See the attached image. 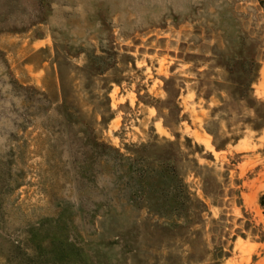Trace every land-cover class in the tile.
Here are the masks:
<instances>
[{
  "label": "rangeland",
  "instance_id": "1",
  "mask_svg": "<svg viewBox=\"0 0 264 264\" xmlns=\"http://www.w3.org/2000/svg\"><path fill=\"white\" fill-rule=\"evenodd\" d=\"M262 6L0 0V162L19 182L5 197L9 232L29 246L30 226L50 223L84 264H264V243L235 232L242 210L264 225L257 204L264 125L254 127L253 111L236 96L250 78V95L264 101ZM101 45L110 48L109 69L95 73L85 50L101 54ZM65 109L72 122L62 120ZM89 138L126 156L170 145L192 199L206 210L159 216L147 201L109 191L104 159L85 171ZM230 188L242 205L237 196L228 203ZM204 189L223 191V206ZM110 201L118 207L91 206ZM62 205L81 208L60 218Z\"/></svg>",
  "mask_w": 264,
  "mask_h": 264
},
{
  "label": "trees",
  "instance_id": "2",
  "mask_svg": "<svg viewBox=\"0 0 264 264\" xmlns=\"http://www.w3.org/2000/svg\"><path fill=\"white\" fill-rule=\"evenodd\" d=\"M12 3H20V0H10ZM50 0H33L37 5L43 6V2ZM52 3L60 4L61 0H51ZM263 5V4H262ZM99 6H95V15L98 17ZM264 8V6H262ZM100 53L97 54L94 49L85 50L90 66L93 67L95 73H103L109 69V64L106 61L107 53L110 54V48L105 45L100 46ZM247 74L246 70L241 71ZM249 79L243 81L237 89V98L245 102V105L254 113V123L259 127L264 125V101L257 100L252 97L249 92ZM174 95L170 93V96ZM171 99V97H170ZM65 100V99H64ZM62 100L60 107H65V101ZM172 109L169 108V114ZM61 118L64 121L72 122L71 114L62 112ZM89 130V129H88ZM87 130V131H88ZM88 153L84 161L85 171H93L98 159H104L106 164L110 165L109 191L119 192L127 200L143 199L147 201L149 208L159 216L176 215L191 213V208L195 210V214L201 215L207 208L203 200L192 199L191 193L185 184L183 177L180 175L176 162L175 151L169 145L166 148H159L151 156H126L117 148L108 144L100 143L89 138L87 143ZM1 159L4 157L1 156ZM2 161V160H0ZM7 165V164H6ZM5 166L0 162V258L4 264H84L83 253L79 248L71 242L63 240L58 231L52 232L50 223L41 224L39 221L33 223L27 231L26 246L24 240H20L17 233L11 234L12 227L4 211L5 197L12 191L13 188L19 185L15 179L16 176L8 168L2 170ZM8 167V166H5ZM10 168V163H9ZM94 181V180H92ZM204 194L214 199L213 204L217 207H222L223 191L220 190H205ZM229 202L233 197L237 196V205H242L238 189L230 188ZM257 204L264 216V191H262L257 199ZM81 205H78V209ZM95 208H104L110 211L118 204L110 201L102 204H92ZM73 206L62 205L58 210L59 217L68 216L75 209ZM79 208V209H80ZM245 218L242 227L236 228V235L264 243V225L262 223L255 224L248 213L242 210ZM239 222L242 218L238 219ZM53 233V234H52ZM235 235V236H236Z\"/></svg>",
  "mask_w": 264,
  "mask_h": 264
}]
</instances>
